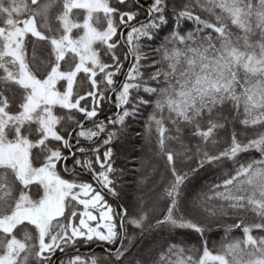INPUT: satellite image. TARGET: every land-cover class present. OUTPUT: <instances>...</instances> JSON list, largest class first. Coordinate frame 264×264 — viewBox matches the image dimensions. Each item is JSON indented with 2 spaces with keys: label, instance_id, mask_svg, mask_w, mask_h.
<instances>
[{
  "label": "snow or ice",
  "instance_id": "1",
  "mask_svg": "<svg viewBox=\"0 0 264 264\" xmlns=\"http://www.w3.org/2000/svg\"><path fill=\"white\" fill-rule=\"evenodd\" d=\"M169 8L176 27L150 58L141 41ZM189 20L196 31L180 26ZM0 25V264H54L71 249L67 264H86L78 246L91 244L105 264H264L253 235L264 233V0H0ZM110 94L120 111L106 125ZM146 106L162 169L152 196L117 211L115 142ZM228 123L253 132L218 140ZM223 218L234 222L213 254L207 226Z\"/></svg>",
  "mask_w": 264,
  "mask_h": 264
},
{
  "label": "trees",
  "instance_id": "2",
  "mask_svg": "<svg viewBox=\"0 0 264 264\" xmlns=\"http://www.w3.org/2000/svg\"><path fill=\"white\" fill-rule=\"evenodd\" d=\"M150 2H151V0H141V4L144 6L145 9L147 8V6H148V4ZM200 14H201L202 18H208V16H207L206 13H203L202 12ZM166 16H167V20H176V16L172 13L171 8L168 9ZM21 18H24V17H21ZM139 19L140 20H143V21H147L148 20V17L145 16L143 14V12H141V15H140ZM167 22L165 24H163V26L161 27V29H159L156 32V34L157 33H161L162 30L165 29V25L167 24ZM132 23L134 25H136V26H139L138 23H137V21H133ZM182 23L184 24V26L185 25H188L189 26V29L192 30V31H196V29H197V25L194 24L193 21H190L189 20V21H184ZM183 24H181L180 26L183 27ZM0 26H3V25H0ZM129 30L130 29H126V30L123 29L122 30L125 33V36L127 34V31H129ZM208 31H211V30H208ZM156 34H155V36H156ZM155 36H154V38H155ZM143 42H146V40H143ZM29 54H30V49H29ZM131 60H132V58L129 57V61L128 62H131ZM144 79L146 81L148 80L147 75H145ZM123 80H124V77L123 76H120L119 77V82H123ZM149 83H151V82H149ZM117 86H119V84ZM110 95H111V99L107 102V104L105 105V107L103 109L102 114L99 116V119L100 120H103L106 125L108 124V117L111 116V117L114 118L115 115L117 114V112L120 111V110H118L115 107V94H110ZM145 108H149V107L146 106ZM149 111L151 113L152 108ZM143 113H144V108H142L140 110V113L137 115V118H141L142 120H144L145 117L143 116ZM224 115H226V116L228 115L227 111H225ZM142 120L137 121L136 119H132V121H136L137 122V125L138 124L139 125H144L145 123ZM130 123H131V121L129 122V124ZM233 128H235L238 133H240V132H247L248 135H241L240 136V138L242 140H247L249 138V136H251V134L253 132V129L251 127H249L248 129H244L242 127V125H240L239 123H235V124L228 123L226 125L227 131H225L224 129H220L219 130V134L217 136V139L218 138L220 139V138L227 137L231 133V131L233 130ZM108 130H113L111 125H108ZM128 132L132 133L133 136H140V134H141V132L139 131V129L137 130L136 128L134 130L133 129H130V131H128ZM74 135H75V133H74ZM153 139H154V136H153ZM120 141L122 143V145L120 147L115 142V152H116V155L114 156L115 163H114L113 166L117 170H119V171H117L118 174L124 173V172H131V175H139L138 173H140V172L137 170V168L135 166H134L135 169H132V171H131L130 168H128V167H131L132 165L131 164H128V162L127 163L124 162V164H123L122 161H121V159H122L121 157H123L126 154V151L128 152V149H130V151H131L130 154H134V152L132 153V151H133L132 149H134L136 146L138 147L137 140L132 141L131 139H128V140L126 139L124 141L123 140H120ZM72 143L75 146V141L74 140L72 141ZM153 146L155 147L154 144H153ZM118 149H120V150H118ZM147 149L149 150V152H151V153L153 152L152 149L150 151L149 147ZM103 150L104 149L101 148V152ZM253 154H254V156L257 159L260 158L258 152H254ZM129 157H127V159H129ZM153 160H154V157H153ZM68 164H69V166H71V160L68 161ZM151 166H153V165H151ZM154 166H155V164H154ZM122 170H124V171L122 172ZM64 175L67 178V173H64ZM139 176H134L133 178L138 177L137 179H139ZM84 179H85V181H88L89 178L87 176H85ZM114 179L116 181L117 188H119L120 187V185L118 184V180L119 179L116 176H114ZM134 180L135 179H133V181ZM148 182H149L148 180L145 181L146 184H148ZM149 185H150V183H149ZM192 187L194 189V191L191 193L192 195H195L196 193H199L200 192L201 186H200L199 183H194ZM155 190L153 189V192H149L147 195L143 194V195H145L144 197L145 198H148V197L152 196L154 194V191ZM143 192H146V190L143 191ZM107 199L111 201L113 208H116L117 211H122L123 210V209L117 207L118 204L123 203L122 201H113V198L110 197V196L107 197ZM123 204H127V203L125 202ZM233 222L234 221L232 219L223 218V219L217 220L215 222H211V224H208L207 230H206V237H207V241H208L207 246H208L209 250H211L213 252V254H215L217 248H219L220 242H221L222 238L225 237L226 226L229 225V224H232ZM237 223H238V221H237ZM228 235L231 238H242L243 237L242 228H233ZM253 235L254 236L255 235H264V233H259V230H254L253 231ZM178 239L185 241L187 243V245H196V246H199V237L195 233H186L185 235H183L181 237H178ZM76 252H77V249H71L68 255H64L61 252L57 251L56 252V255H55L54 259H53V262H54V264H60L61 263V260H63L65 262V264H67V261H68L69 257L72 256L73 254H75ZM78 252H79V255L81 257L83 256L84 258H86L87 264H91V261H92L93 258H96L97 264H105V261H104L105 247L103 245H99V244L79 245L78 246Z\"/></svg>",
  "mask_w": 264,
  "mask_h": 264
},
{
  "label": "rangeland",
  "instance_id": "3",
  "mask_svg": "<svg viewBox=\"0 0 264 264\" xmlns=\"http://www.w3.org/2000/svg\"><path fill=\"white\" fill-rule=\"evenodd\" d=\"M178 2H179V0H178ZM80 19L82 22V17ZM167 21L168 22L165 25V29H163L161 33H157L155 38L150 39V40H146V42H143V40L141 41L142 51L147 53L150 58H156L157 57V53L154 51V49L157 48L160 45L162 39L168 35L169 28L171 27L174 29L176 27V20H167ZM181 24H183V23H181ZM183 28L185 29V32L190 30L188 25L184 26V24H183ZM122 30L123 29H120V31H122ZM124 30H126V28H124ZM153 70H155V69H153ZM132 95L135 96V92H133ZM130 99H131V97H130ZM125 107H128V106H125ZM149 108L151 109V107H149ZM149 108H144V113H143V116L145 117L144 120H142L141 118H137V117L132 118V119H136L137 121L142 120L145 123L147 120V116L150 113ZM132 119L129 118L126 121L128 123L127 132L130 131V129H133V130L135 128L137 130L139 129V131L141 132L140 136H133L132 133L128 132L130 135V139L132 141L137 140L138 147L136 146L134 149H132L133 150L132 153L134 152V154H130L131 151H130V149H128V152L126 151V154L123 157H121L122 158L121 161L123 164H124V162H126V163L128 162V164H131L132 166L128 167V168H130L131 171H132V169H135L134 168V166H135L137 168V170L140 172V173H138L140 176L139 175H131V172H124V173H120V174H118L116 172L115 176L119 179L118 180V184L120 185L119 189H122V191L124 193L123 199L121 200L123 203H125V202L127 203V202L131 201L134 198L133 197L134 193L144 197L149 192H153V189L155 190V186L153 184V177L150 175L151 171H152L151 168L155 164V166L162 169V162L154 155L155 147L153 146V144L155 145V132H153L154 139L152 140V142L151 143L146 142V140L144 139V135H143L144 131H145V124L144 125H139V124L137 125V122L132 121ZM130 121H131V123L129 124ZM89 127H91V125H89ZM116 127L118 128L119 126H116ZM121 140L124 141L126 139H121ZM218 140H223V138H220V139L218 138ZM86 143L87 142H85V144ZM116 143L118 144L119 147L122 145L120 140H117ZM220 146L223 147L224 146L223 143H221ZM148 147H149L150 151L152 149V151H153L152 153L149 152V150L147 149ZM118 150H120V149H118ZM127 157H129V159H127ZM153 157H154V160H153ZM143 161H147V163L142 164ZM151 165H153V166H151ZM117 171H119V170H117ZM123 171L124 170H122V172ZM134 176H139V179H137L138 177L133 178ZM144 177H147L148 178L147 180L149 182H148V184L144 183L141 186L142 190L137 193L136 192L137 191V181H139L141 178H144ZM133 179H135V180L133 181ZM149 183H150V185H149ZM33 187H36V186H33ZM145 190H146V192H143ZM41 192H42V189H41ZM143 194H145V195H143ZM109 202L111 203L110 200H109ZM209 224H211V223H209ZM131 231H132V228H131V226H129V232L131 233ZM81 258L85 262L87 261L86 258H84L83 256ZM53 259H54V257H53ZM86 264H87V262H86Z\"/></svg>",
  "mask_w": 264,
  "mask_h": 264
}]
</instances>
